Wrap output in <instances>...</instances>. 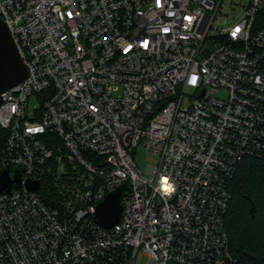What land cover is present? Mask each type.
<instances>
[{
	"label": "built area",
	"instance_id": "1",
	"mask_svg": "<svg viewBox=\"0 0 264 264\" xmlns=\"http://www.w3.org/2000/svg\"><path fill=\"white\" fill-rule=\"evenodd\" d=\"M0 19L29 72L0 105V174L24 173L0 193V264H238L226 215L240 165L264 160V0H0Z\"/></svg>",
	"mask_w": 264,
	"mask_h": 264
},
{
	"label": "trees",
	"instance_id": "2",
	"mask_svg": "<svg viewBox=\"0 0 264 264\" xmlns=\"http://www.w3.org/2000/svg\"><path fill=\"white\" fill-rule=\"evenodd\" d=\"M7 132L0 126V151ZM226 230L238 264H264V160L250 158L237 170Z\"/></svg>",
	"mask_w": 264,
	"mask_h": 264
},
{
	"label": "water",
	"instance_id": "3",
	"mask_svg": "<svg viewBox=\"0 0 264 264\" xmlns=\"http://www.w3.org/2000/svg\"><path fill=\"white\" fill-rule=\"evenodd\" d=\"M28 69L20 56L14 39L7 25L0 19V105L2 95L20 85L28 78ZM24 179L22 171H16L12 176L5 171L0 174V193H11L13 187L20 188ZM28 188L32 191L39 190L40 182H28ZM129 193L127 186L118 188L109 194L104 202L96 208L95 221L101 227L110 229L118 224L121 219V198Z\"/></svg>",
	"mask_w": 264,
	"mask_h": 264
},
{
	"label": "rangeland",
	"instance_id": "4",
	"mask_svg": "<svg viewBox=\"0 0 264 264\" xmlns=\"http://www.w3.org/2000/svg\"><path fill=\"white\" fill-rule=\"evenodd\" d=\"M31 103L34 104L35 99H32ZM133 156L138 167L141 170H145L148 165H154L157 162V158L155 156L151 155L142 148L136 149ZM150 263H151L150 258L147 256H142L139 262V264H150Z\"/></svg>",
	"mask_w": 264,
	"mask_h": 264
}]
</instances>
